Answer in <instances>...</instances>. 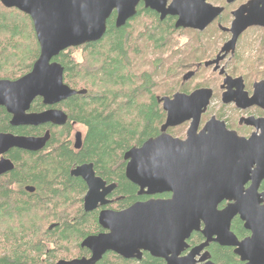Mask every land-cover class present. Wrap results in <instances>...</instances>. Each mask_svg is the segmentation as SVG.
I'll return each mask as SVG.
<instances>
[{
	"label": "water",
	"instance_id": "water-1",
	"mask_svg": "<svg viewBox=\"0 0 264 264\" xmlns=\"http://www.w3.org/2000/svg\"><path fill=\"white\" fill-rule=\"evenodd\" d=\"M140 3L158 14L160 20L175 17V29L201 32L222 13V8L213 7L207 0H0L3 7L29 16L39 45V56L27 74L12 81L0 80V107L11 116L10 126L65 125L67 115L60 109L29 112L37 98L44 106L53 107L86 93L64 84L63 67L53 59L68 48L99 41L113 12L115 27H123L135 16ZM233 17L227 30L232 38L221 49L224 54L206 62L205 67L217 66L229 51L233 53L237 38L247 28H264V0L250 1L233 12ZM193 75L186 73L183 81ZM211 97L210 89L200 88L189 94L177 92L171 97L157 98L165 112L159 135L123 156L126 179L138 187V196L151 198L122 211L101 212L98 223L108 233L89 236L80 244L91 256L56 264H96L106 252L136 260L147 252L166 264H214L208 252L201 254L211 242L235 248L234 254L245 264H264V193L258 192L264 179V128L260 137L253 135L246 140L210 120L198 132L201 115ZM253 99L245 106L253 105ZM222 102L238 106L241 101L223 96ZM186 122L190 124L184 140L167 133ZM49 137V132L42 137L0 133V155L11 148L40 151ZM81 145V133L76 132L73 147L79 150ZM10 169L11 162L0 159V176ZM70 175L82 178L88 186L84 198L86 212L98 203H107L104 196L113 187L104 189V182L95 176L91 164L76 167ZM248 182L251 184L244 189ZM162 194L170 197L153 198ZM222 202L227 205L218 209ZM236 216L251 233L241 242L230 231ZM200 225L204 227L201 231ZM192 232H201L205 242L180 257ZM197 256L200 257L196 261Z\"/></svg>",
	"mask_w": 264,
	"mask_h": 264
},
{
	"label": "trees",
	"instance_id": "trees-1",
	"mask_svg": "<svg viewBox=\"0 0 264 264\" xmlns=\"http://www.w3.org/2000/svg\"><path fill=\"white\" fill-rule=\"evenodd\" d=\"M142 16L151 19V24L139 32L141 40L133 41L131 25ZM114 21L115 12L106 21L105 34L99 41L68 48L53 59L63 67L64 84L72 90L86 91L84 95L70 97L56 106L67 115L65 125L12 128L8 123L10 116L0 107L1 132L32 136L48 130L50 135L41 152L14 149L8 155L14 169L0 177V240L2 245H7L9 252L7 256L0 254V264H28L24 259L26 252L33 251V256L38 257L44 253L46 243L57 247L69 244L78 251L75 257L65 261L87 253L80 244L87 235L98 232L100 227L96 213L82 209L81 196L85 184L69 174L77 165L93 164L98 176L116 183L115 196L122 198L114 205L118 210L149 199L139 197L138 188L126 179L123 156L131 148L140 147L148 139L158 136L164 123L165 112L157 102L160 98L157 90L162 86L157 85L156 78L158 75L163 78L164 71L169 78L177 74L176 68L166 70L165 64L173 54L170 48H174L172 33L177 31L175 18L167 16L160 20L158 14L140 3L135 16L123 27L116 28ZM196 34L200 36V32ZM149 48L157 54L150 60V66L147 65L149 68H145L143 63L148 61L144 58L145 53L150 52ZM76 49L86 55L83 62L77 63L72 59V52ZM160 52L169 54L162 57ZM258 52L262 57V50ZM259 55L253 59L254 64H263ZM38 56L39 45L29 16L0 4V80L12 81L27 74ZM141 56L143 68H139L138 60L133 58ZM175 67L180 66L176 64ZM199 88L197 86L194 90ZM44 108L41 99L37 98L31 110L39 112ZM73 124L85 128L79 150L72 149L70 133ZM28 185L35 187L33 194L24 191ZM14 186L15 191L11 190ZM261 190H264V181ZM72 196L80 197V200L77 202ZM155 197L164 199L167 195ZM76 203L78 206L74 209ZM52 225L55 226L49 229ZM231 230L239 237L246 234L237 218L232 221ZM200 241L201 236L194 234L189 243L194 245ZM208 251L214 264L237 261L230 249L217 244H211ZM46 255L52 260L56 258L53 250H48ZM38 262V259H33V264ZM96 264L166 263L148 254L139 261H128L108 253Z\"/></svg>",
	"mask_w": 264,
	"mask_h": 264
},
{
	"label": "flooded vegetation",
	"instance_id": "flooded-vegetation-1",
	"mask_svg": "<svg viewBox=\"0 0 264 264\" xmlns=\"http://www.w3.org/2000/svg\"><path fill=\"white\" fill-rule=\"evenodd\" d=\"M168 2H170V0H167ZM210 0H207V3H209ZM250 1L252 0H235L233 1L232 3H227V1L225 0V6H231V5H235L236 7L234 9H232L230 11V16H231V20L229 22V25L228 26H224L222 23H221V19H222V15L223 13L225 12V9L226 7L225 6H219V8H222V13L220 16H218L216 19H214L203 31L205 32V34H202L200 33V36L202 34V39L200 38V36H198L196 33L197 32H200V31H195V30H192L194 31L193 34H191V37L189 38V41L191 43L197 41V39L199 38L202 43L206 42V44H202V46L204 45V48L205 45L206 46H215L217 47V50H216V53L214 54V56L212 58H209L208 60L202 62V63H194L193 66H191V70L187 71L186 73H189V72H193L194 75L195 73L201 68H207V69H211V72L212 73H215L217 74V76L221 79L219 84H218V90H219V93H220V107L224 110V109H228V114L224 115V116H216V115H213L211 117L208 118L209 115H206L207 112H208V107L205 111L204 114L201 115V118H200V122H199V126H198V132L204 127V125L210 121V120H214L215 122H219L221 124H223V127L225 128V130L227 132H231V133H235V135L238 137V138H242V139H246L248 140L250 137H252L253 135L255 137H260L262 135V129L264 128V74L261 75L260 78L258 79H253L251 80H248L246 78L245 75L243 74H239V75H232L228 70L224 69L221 67V64H223L224 61H229L231 62L232 61V58L233 56L235 55V51H236V48L242 44V37L247 35L248 31L249 30H254V29H264V28H261V27H249L247 28L236 40V43H235V46H234V52L231 53V51H229L226 56V58L222 61H220L218 63V65H210L208 67H205L204 64L206 62H210V61H213L214 59H216V57L219 55V56H222L224 53H221V49L224 47V45L229 42L232 38V34L229 33V30L230 27H231V23L234 19L233 17V12H235L237 9H239L240 7H245ZM210 4V3H209ZM237 4V5H236ZM211 5V4H210ZM245 15H247V13H245ZM172 18H175V17H172ZM177 19L175 18V21ZM218 30V32H214L213 35L214 37L216 38H213L212 40L209 39V35H210V31L207 32L206 30H208V28L210 30H214L215 28ZM188 30H191V29H188ZM201 31V32H203ZM206 35L208 37H206ZM215 40V42H214ZM188 41V42H189ZM204 41V42H203ZM219 47V48H218ZM230 66V65H229ZM215 68H217L215 70ZM263 69V68H262ZM185 73V74H186ZM184 74V75H185ZM183 75V76H184ZM193 75V76H194ZM250 75V74H249ZM183 76H182V82H186V81H183ZM192 76V77H193ZM191 77V78H192ZM190 78V79H191ZM189 79V80H190ZM188 81V80H187ZM207 89H210L212 91V97L215 96V90L214 88H210V87H205ZM200 89V88H199ZM194 91V90H193ZM192 92V91H191ZM190 92V93H191ZM179 93H182V92H179ZM184 93V92H183ZM173 95V94H172ZM171 95V96H172ZM171 96H168V97H171ZM225 96L226 98H233V99H238L240 100L241 102L239 103L240 105L238 106H241V107H238L236 103L234 102H231V103H228V104H224L222 102V97ZM211 97V99H212ZM254 98V99H253ZM210 99V100H211ZM250 99H253L254 101V104L253 105H248V106H245L247 103H249ZM36 100V99H35ZM42 101V100H41ZM34 102V101H33ZM33 102L31 103V106H30V110L29 112L31 113H40V112H43L45 110H48V109H51V108H56V106H53V107H49V106H45L44 109H42L41 111L39 112H33V110H31V107L33 106ZM43 104V103H42ZM245 106V107H243ZM162 107V106H161ZM58 109V108H57ZM5 110V109H4ZM6 112V111H5ZM10 116V115H9ZM10 120H11V116L9 117V120H8V123L10 125ZM165 121V120H164ZM188 124V127H189V124L190 122H187ZM47 125H51V124H42V125H38V126H35L34 128H37V127H43V126H47ZM76 124H73V126H75ZM12 127V126H10ZM18 127H22V126H17V127H12V128H18ZM171 129V128H170ZM188 129V128H187ZM187 131V130H186ZM46 132H49L48 130H44V132L41 134V135H32V136H26V137H42L45 135ZM1 134H10L12 136H15V137H18V136H25V135H20V134H16V133H13V132H1ZM167 133L174 137V138H178L177 136H174L172 133L169 132V129L167 130ZM50 136V135H49ZM50 138V137H49ZM186 138V132L184 134V137H179L178 139H181V140H184ZM81 139H82V135H81ZM74 140H75V134H74ZM74 146V145H73ZM14 149H17V148H11L9 149L5 154L3 155H0V159H6V160H9L12 164V169H10L9 171L5 172L4 174H2L0 177H3L5 175H7L9 172H11L13 169H14V164L13 162L8 158V155L9 153L14 150ZM44 149V148H43ZM42 149V150H43ZM74 149V147H73ZM17 150H21V149H17ZM42 150L40 151H37V152H41ZM74 150H77V149H74ZM23 151V150H22ZM25 152H28V151H25ZM37 152H31V153H37ZM125 162V161H124ZM85 164H90V163H85ZM81 165H84V164H80V165H77L75 167H73L69 172H71L73 169H75L76 167L78 166H81ZM93 166V164H91ZM125 166H126V162H125ZM254 168V167H253ZM252 168V169H253ZM93 170H94V167H93ZM95 172V170H94ZM70 174V173H69ZM125 175V173H124ZM71 176V175H70ZM95 176L100 178L105 186H104V189H108L109 187H113L112 189H109V191L105 194L104 196V200L107 202L105 205H101L100 203H98L96 205V208L91 210V211H88L90 213H96V216H97V223H98V217L100 215L101 212L103 211H122V210H125V209H116V207L114 208V205L117 204L118 200L122 199L121 197H117L115 196V189H116V183L115 182H107L106 180H104L102 177L98 176L95 172ZM73 177V176H72ZM74 178H78L80 179L84 184H85V190L82 194V198H81V204H82V209L84 212H86L84 210V198L86 196V194L88 193V186L87 184L83 181L82 178L80 177H74ZM264 179L261 181L260 183V187H259V190L258 192L259 193H264V190H261V185L263 183ZM251 184V182H248L245 186H244V189L248 188L249 185ZM138 188V187H137ZM16 187H11V190L15 191ZM35 187H33L32 185H28V186H25V189L24 191L26 193H28L29 195L30 194H33L35 192ZM139 190V189H137ZM104 190H101L100 189V192H103ZM137 195H138V192H137ZM167 195V197H165L164 199H167L170 197V194H165ZM139 197H147V198H151L149 196H139ZM154 198V197H153ZM156 198V197H155ZM148 199V200H149ZM147 201V200H146ZM137 202H144L143 200H140V201H137ZM227 205V202H222L219 206H218V209H222L224 208L225 206ZM127 209V208H126ZM239 219L238 216L234 217L232 219V221H234L235 219ZM231 221V223H232ZM239 221L242 223V228L243 230L246 232V234L242 237H239L237 236L232 230H231V225H230V231L231 233H233V235L235 236L237 242H241L243 241L244 239L248 238L251 236V233L246 230L244 228V223L239 219ZM99 225V223H98ZM100 227V226H99ZM203 225H200V231L203 229ZM105 233H108L107 230H104L100 227V230L94 234H90V235H87L85 238L89 237V236H97V235H100V234H105ZM194 234H197V235H200L201 238H202V241L198 242L197 244H190L189 243V240L192 238V236ZM84 238V239H85ZM215 238V237H214ZM83 239V240H84ZM82 240V241H83ZM186 244H187V248L184 249V251L181 253L180 257H185L188 252L199 246L200 244H202L203 242H205V238L204 236L201 234V232H192L189 236V238L185 241ZM211 244H217L218 246H220L218 243H215V242H211L209 243L208 247L205 248L201 254H203L204 252H208V248ZM220 247H225V248H228L232 251V253L234 254V249L233 247H226V246H220ZM81 248V247H80ZM81 249H85L87 250V253L84 255V256H81L80 258H89L91 256V252L86 249V248H81ZM108 253H112L114 255H116L115 253L113 252H106L105 254H108ZM27 254H30V256H28ZM33 251L30 253V252H26V257L24 259L28 260V262H32L33 263ZM104 254V255H105ZM144 254H148L147 252H142V257ZM8 254H6L7 256ZM149 255V254H148ZM210 255V254H209ZM235 255V254H234ZM118 256V255H116ZM150 256V255H149ZM236 256V255H235ZM120 257V256H119ZM141 257V259H142ZM152 257V256H151ZM200 256H197L196 257V261L198 260ZM122 258V257H121ZM237 258V261L233 264H245V262H241L239 257L236 256ZM123 259V258H122ZM140 259V260H141ZM158 259V258H156ZM60 260H64V259H59L58 261ZM124 260H128V261H132V260H136V259H124ZM162 260V259H161ZM58 261H56L54 264H56ZM136 261H139V260H136ZM164 261V260H163ZM210 261H211V256H210ZM165 262V261H164ZM212 262V261H211Z\"/></svg>",
	"mask_w": 264,
	"mask_h": 264
},
{
	"label": "rangeland",
	"instance_id": "rangeland-1",
	"mask_svg": "<svg viewBox=\"0 0 264 264\" xmlns=\"http://www.w3.org/2000/svg\"><path fill=\"white\" fill-rule=\"evenodd\" d=\"M242 1V0H241ZM209 3L213 6V7H218L219 6H225V0H210ZM237 5V4H236ZM226 7V6H225ZM236 6L235 5H231V6H227L225 9V12L222 15V19H221V23L224 26H228L229 22L231 20V16L230 11L232 9H234ZM151 24V19L145 18L144 16L140 17L139 19H137L136 21H134L131 25V29H132V35L131 38L133 41H136L138 39H142L141 35L139 34V32L144 29V27H146L147 25L150 26ZM215 28V27H214ZM177 31L172 33V43L174 45V48H170L173 49V54L172 56H170L171 58L169 60H167V62H165L166 64V70L168 69H177V73L176 77H172L169 78L166 76V73L164 71L163 73V78L161 75H158V77L156 78L157 81V85L162 86L157 90V96L161 97H168L171 96L172 94H175L177 92H193V90L197 87L200 86V88H205V87H210V88H214L215 90V96L212 97V99L210 100L209 104H208V112L206 115H209V117L216 115V116H224L226 114H228V109H222L220 107V93L218 90V84L220 82V78L217 76V74L212 73L211 69H207V68H203L201 67L196 73L195 75L188 81L186 82H182V76L189 70H191V66H193L194 63H202L206 60H208L209 58H212L214 56V54L216 53L217 47L215 46H206V48H204V45L202 46V44H206V42L202 43V41H195L193 43H191L189 41V38L191 37V34L194 33V31L192 30H188V29H176ZM207 32L210 33L209 37L206 35V37H208L209 39H213L215 38L213 33L214 32H218V30L215 28L214 30H210L208 28V30H206ZM193 32V33H192ZM202 34H205V32H200ZM213 37V38H212ZM200 38L202 39V35L200 36ZM216 40V38H215ZM214 40V42H215ZM242 44L239 45L236 48L235 51V55L232 58V61H224L223 64H221V67L228 70L232 75H239V74H243L246 76V78L248 80H253V79H258L261 77V75L264 74V29H252L249 30L247 35L242 37ZM189 41V42H188ZM142 43V41H140V44ZM201 44V45H200ZM152 44H150L151 46ZM149 46V47H150ZM78 48V47H76ZM219 48V47H218ZM150 50V48L148 49ZM259 50H262V57L259 55ZM192 53V54H190ZM157 53L154 52L153 49L150 50V52L145 53V57L144 59L148 58V61H146V63H143L145 68H149L147 67V65L150 66V60L152 61L153 56H156ZM169 54V52H160V55L162 57H167V55ZM200 54V55H198ZM176 55V57L173 59V57ZM192 55V56H191ZM229 54H226L225 57L223 58V60L226 58V56ZM259 55L261 57V63L263 64H254L253 59L255 58V56ZM86 58V55L84 54L83 51H81L80 49H76L72 52V59L79 63V62H83ZM134 61L139 62L140 67L139 68H143L142 64V56L141 57H133ZM201 58V59H200ZM198 59H200L199 62ZM222 60V61H223ZM194 62V63H193ZM256 63V62H255ZM176 64H178L180 67H175ZM230 65V66H229ZM263 68V69H262ZM250 74V75H249ZM164 78L166 80V84L164 83ZM172 86V87H170ZM168 90H172V92H169ZM185 92V93H186ZM161 107V105H160ZM188 128V124L187 122L177 126L175 128H171L169 129V132L172 133L174 136L179 137H184V134L186 132ZM72 132L70 133V140L72 143V149H73V145L75 143L74 140V134L76 132H80L82 135V140L83 137L85 135V128L79 124H76L75 126H73ZM82 198V196H81ZM72 199H75L77 202L80 200V197H76V196H72ZM77 204V203H76ZM74 205L73 208L76 209L77 205ZM82 206V204H81ZM62 208H64V206H62ZM64 212V209L63 211ZM74 211H72L73 213ZM9 225V224H8ZM15 228L17 227V225L15 224L14 226ZM46 243V242H44ZM2 241L0 240V254L1 255H5L9 252L7 245L4 246L2 245ZM65 244V243H64ZM46 249L44 251L43 254H40L38 257L37 256H33V259H38L39 260V264H49L51 262L55 263L56 261H58L59 259H71L72 257H75L76 254H78V251L76 252V250H74V248L72 246H69V244H65L67 246L62 247L61 246H55L53 244H49L46 243ZM60 247V248H59ZM48 250H53L55 252L56 258L54 260L49 259L48 256L46 255V252H48ZM25 251V250H23ZM28 256H30V254H27ZM33 255V254H31ZM28 264H33L32 262H28Z\"/></svg>",
	"mask_w": 264,
	"mask_h": 264
}]
</instances>
